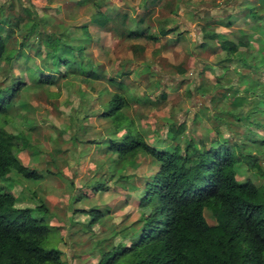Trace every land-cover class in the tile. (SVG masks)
Returning <instances> with one entry per match:
<instances>
[{"label": "rangeland", "instance_id": "obj_1", "mask_svg": "<svg viewBox=\"0 0 264 264\" xmlns=\"http://www.w3.org/2000/svg\"><path fill=\"white\" fill-rule=\"evenodd\" d=\"M93 2L103 11L142 17L153 32L160 27L172 32L160 35L157 47L144 38H126L124 25L89 21ZM84 23L89 36L79 37ZM0 29L4 53L11 57L0 63V88L27 82L0 125L24 136L26 146H18L16 155L42 173L37 180L13 173L0 183L15 196L16 207L45 204L48 213L31 216L48 227L42 247L61 250L65 264H97L100 249L126 239L139 213L138 189L155 167L143 154L119 161L106 149L104 140L115 136L110 120L101 116L103 105L121 90L106 77L86 78L78 62H52L42 49L46 36L84 41L89 71L126 85L131 98L124 113L146 133L149 145L160 149L190 141L208 147L220 138H239L246 151L258 155L260 169L237 166L236 178L264 188V141L249 130L257 123L250 129L264 133V0H0ZM225 40L234 47L231 55L219 46ZM135 45L144 52H135ZM58 53L60 58L65 53L59 44ZM28 67L48 72L53 82L30 84L38 73ZM126 69L130 75L116 76ZM172 124H184L185 130L169 141ZM117 175L126 177V186L114 183ZM96 183L104 187L93 190ZM88 209L102 213L91 226L82 212ZM203 215L214 225L209 210Z\"/></svg>", "mask_w": 264, "mask_h": 264}, {"label": "trees", "instance_id": "obj_2", "mask_svg": "<svg viewBox=\"0 0 264 264\" xmlns=\"http://www.w3.org/2000/svg\"><path fill=\"white\" fill-rule=\"evenodd\" d=\"M99 2L95 6L99 7ZM94 14L100 24H105L107 17L100 9ZM81 28L84 33L85 28ZM125 32L127 38L158 39L146 29L138 33L129 25ZM168 32L169 29L159 30L161 35ZM43 41L52 62L68 66L76 62L69 44L62 45L65 53L60 58L59 37L46 36ZM226 44V40L220 41L219 46L229 55L233 54V45ZM5 48L6 41L0 34V63L11 60L10 55L4 53ZM79 64L86 78L106 77L121 90L113 93L103 105L101 116L110 120L115 136L105 140L106 149L119 161L143 154L155 167L138 189L139 213L130 225L133 231L124 233V241L100 249L97 264H264V188L248 179L239 182L235 173L240 165L259 170L258 155L246 151L245 143L239 138H220L208 147H196L188 141L184 146L169 142L163 148H154L144 140L146 133L124 113L131 98L124 83L89 71L88 62L80 60ZM30 69L38 73L35 79L29 80L30 84L53 82L48 72L39 71L37 67ZM26 83L18 79L0 88V117H8V106ZM160 98L164 99L165 95L161 94ZM253 124L251 126H258ZM251 126L250 132L264 141V133L250 129ZM184 130V124L170 125L168 140H174ZM18 146H26L24 136L0 125V182L8 180L13 173L33 180L42 177L41 172L20 162L16 155ZM114 183L122 187L128 181L117 175ZM103 187L102 183H96L92 189ZM15 203V196L0 183V264H65L60 258L61 250L42 247L48 227L42 219L31 216L32 211L48 213L45 204L38 200L39 205L30 208L16 207ZM204 209L211 212L214 225L206 222ZM82 212L89 217L88 226L102 217L98 209ZM97 243L95 241V245Z\"/></svg>", "mask_w": 264, "mask_h": 264}, {"label": "crops", "instance_id": "obj_3", "mask_svg": "<svg viewBox=\"0 0 264 264\" xmlns=\"http://www.w3.org/2000/svg\"><path fill=\"white\" fill-rule=\"evenodd\" d=\"M46 1H49V0H46ZM98 2H93V12H92V15H90V19H89V21H92V22H94L98 27H104L108 22H110V21H112V22H114V24H113V26L114 27H116V28H120L122 25H124L125 27V29H126V26H128L129 25V27H130V29H136L137 31H138V33L140 32V31H143V30H148L149 31V33H152V34H155V35H157V37H158V39L156 40V41H151L150 40V42H153V44L155 45V47H157L158 45H159V38H160V35L161 34H159V31H152L151 29H150V27L148 26V25H146V23H145V21H144V19L142 18V17H130V16H128V15H126V14H124V13H119V12H116L115 11V13L113 14L112 12H110V11H105V9H104V11H103V9H101L102 8V5L101 4H99V7H97V6H95V4H97ZM97 9H100L101 11H102V13L107 17V21L105 22V24H100V22L97 20V18H96V16H95V11L97 10ZM30 14V13H29ZM110 14H113L112 16L110 15ZM31 15V14H30ZM28 18H29V20H32L31 18H30V16H28ZM84 27L85 28V32L83 33V30H82V28L81 27ZM158 27H160V26H158ZM30 29V26H28L26 29H25V31H28ZM124 29V30H125ZM160 29H164L163 27H160V28H158V30H160ZM173 29V28H172ZM172 29H169L170 30V32H168V34H171V32H172ZM78 30H79V32H80V36L79 37H84V36H86V37H88L89 35H88V32H87V24L86 23H84V24H82V25H79L78 26ZM165 30H168V29H165ZM0 31H1V29H0ZM168 34H166V35H168ZM180 34V32H177L176 33V35L177 36H180L179 35ZM55 36H57V37H59V39H60V33H56V34H53L51 37H55ZM165 36V35H164ZM215 36V35H214ZM78 38V37H77ZM127 38V37H126ZM138 38H142V37H135V38H132V39H138ZM79 39V38H78ZM80 40V39H79ZM147 40V39H146ZM82 43L84 44V41H68V42H66V41H59L58 42V44L60 45V47H62V45H64V44H69L70 45V47L72 48V52H73V54H75L76 55V62H80V60L81 61H83V62H87L88 61V59H86L85 58V52H86V49H84V46L82 45ZM44 44H45V42H44ZM202 45L204 46V44L202 43V44H200V46L202 47ZM6 49V48H5ZM43 50H44V55H46V51H47V49H46V47L45 46H43V48H42ZM143 50V52H144V48L143 47H141V46H138V45H135L134 46V51L135 52H139V51H142ZM57 51H58V45H57ZM134 51H132L131 50V54L134 56L136 53L134 52ZM226 51V50H225ZM69 52H67V54H68ZM227 53V52H226ZM22 57V56H21ZM52 61V60H51ZM89 63V62H88ZM28 68H30V67H28ZM130 69H126V70H122V71H119V73L120 72H122L123 74L122 75H118V73H116V76L118 77V78H120V77H122V76H127V75H130ZM85 75H86V73H85ZM105 75L106 76H108L109 74H107V73H105ZM108 77H112V78H115L114 76H108ZM117 81H121V80H117ZM122 82V81H121ZM26 86V85H25ZM126 86V85H125ZM104 142H105V140H104Z\"/></svg>", "mask_w": 264, "mask_h": 264}]
</instances>
